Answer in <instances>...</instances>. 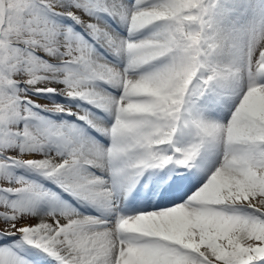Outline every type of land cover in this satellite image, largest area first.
Masks as SVG:
<instances>
[{
  "label": "rangeland",
  "instance_id": "rangeland-1",
  "mask_svg": "<svg viewBox=\"0 0 264 264\" xmlns=\"http://www.w3.org/2000/svg\"><path fill=\"white\" fill-rule=\"evenodd\" d=\"M72 1L0 0V194L5 197L3 199L0 196V264H57L59 261H55L52 258L46 260L45 256L41 255L39 248L44 238H35L30 234L36 227L39 219L38 214L42 215L44 220L47 216H52V214L54 217L56 215L60 216L61 213L58 211L67 214L69 209L77 210V204L81 202L76 201L77 195L72 193L74 191L70 188L71 184L80 183L81 181L79 180L82 175L99 176L98 170L92 169V167L85 168V166L90 164L89 161L81 163L82 161L77 159H63L61 166L63 168L62 171L64 170L62 176L64 175L65 184L62 185L61 183L63 182L58 180L57 177H47L45 175L47 171L45 169L40 171V169L54 164L58 161V158L61 159L59 154L61 150L57 146H53L52 148H46L47 151L45 152L43 147H41L42 143L40 141L30 137L29 133L21 131L22 125L24 124L25 126L27 123L26 119L34 118L49 127L54 125V127H59L62 130H76L75 132L77 133L82 130L81 136L98 141L101 133L105 132V129L109 126L108 124H111L107 121L110 117L113 118V115L109 116L113 109L109 106V103L110 101L112 102L115 96L120 95L115 88L117 87L121 90L123 85H127L128 91L130 86H134L136 82L134 80L138 79L141 73L150 72L147 76H149V81L150 79L152 81L150 84L152 92L160 93L153 98V101L155 100L154 103H158L159 106L155 107V110L159 113L155 121L159 120L165 111L169 114V118L163 128L157 129L155 138L149 144H153L157 148L160 145L164 158L167 161L171 160L168 164L172 165V167L169 168L170 170L166 169L169 177L171 173H181L177 166L183 165L180 169L187 175L188 183L193 181L192 185L195 183L196 177L193 172L196 170L193 166L186 169L187 166L184 164L187 162L189 164L188 159L191 155L189 153L193 147L191 142L196 128H192L191 125L194 122L199 123L198 121L201 123H204L205 120L210 122L214 114L219 113L217 106L220 103H218L220 97L217 98L213 93L208 96L207 102L202 104L200 101V103L198 97L202 94L201 92L208 93V90L214 88L220 80V83H224L223 87L227 86V91L230 90V94L225 92L222 95L225 103L221 104L225 107L231 102L230 98L235 96L234 92L239 88L240 84H245L246 81L251 83L254 81L259 82L260 78L264 79V0H152V5H161L162 11L150 14L146 11L145 13L138 11L140 13L135 14V20L132 19L130 30L123 25L120 26L117 20L120 14L124 12L128 14L124 0H113L114 5L119 10V17L115 16V11L107 6L110 0ZM125 1L130 4V0ZM225 1L233 6L237 1H240V13L236 17V23L234 24L236 27L234 26L233 30L229 28L230 34L227 31L224 33L223 30L226 27L221 23L222 21L226 23L230 17H226L222 13H220L221 17H218L213 15L214 12H212L217 5L222 7ZM131 2H133L135 8L143 9L142 4L148 1L131 0ZM226 14L228 15L227 12ZM137 15L139 16L137 17ZM97 20L98 22H96ZM211 23L213 27L210 26ZM88 29L91 31H88ZM211 30L215 31L212 32ZM93 31L96 32L94 33ZM151 43H158L155 48L157 50L154 49L155 52L152 55V62L155 64H151V67L150 65L149 67L147 66L148 68L141 72V65H131L132 62L131 64L130 62L128 63L130 60L125 55L128 53L132 54L135 51L139 52L137 50L139 48H148ZM81 47L83 50H81ZM82 54H84L83 56L96 55V58H93L91 62L99 69V75L87 74L88 76L84 77L85 75L79 76L70 72V70L74 71V64L80 56L82 57ZM158 60H161V62ZM55 64L58 66L57 69L54 68ZM147 69L151 70L147 72ZM84 78H87V83ZM130 78L131 80H129ZM128 80L134 83H130ZM155 82H157V86H155ZM90 91L91 93L94 92L91 94ZM127 91L124 92L125 96L128 95L126 94ZM97 92L102 93L99 94ZM106 96H108V104L105 101ZM249 96H246L240 102L239 107L235 106L233 108H237L235 109L237 110L236 114L239 120L242 118V126L238 124L234 128L235 134L233 133L229 139L231 141L230 146L236 148L233 149L236 153L235 155L241 156L246 162L239 169L241 176L236 181H234L233 176L213 183V190H209V196L203 197V199L195 195L189 198L191 201L187 198L184 199L187 207L195 208L194 211L198 209L197 214L204 210L203 213H205V216L207 214V216L202 218V221L199 220L197 222L198 225L194 226L193 231H185L181 237L179 236L180 238L177 237L179 239L175 241L177 244L174 246L171 244L173 239L170 238V234L165 236L163 231H161L162 234H159L160 239H153L151 235L142 238L146 242L151 243L150 246H153L152 243L155 245L159 244L165 252L164 255H159L161 256L159 257L161 264H264V246H262L264 245V88L253 91ZM94 97H97L96 100ZM102 97L105 99L103 100ZM144 97L145 95H143V99ZM173 99L175 100L173 101ZM127 107L120 108V111L123 112ZM162 109H164V112ZM196 109L197 111H195ZM103 122L108 123L106 127L102 126ZM182 125L184 128L181 127ZM183 131L186 132L184 133ZM252 140L256 142L254 143ZM142 145L143 143L140 142L137 147L140 148ZM242 159L239 158V160ZM40 162H43L44 165L43 163L39 164ZM80 163L83 168L79 166ZM95 168L101 169L102 166L98 164ZM54 169L52 170L53 172ZM43 176L44 178H42ZM240 178L243 180V184L239 183ZM105 182H107L106 179L101 181L98 178L96 187L92 186L93 188L95 187V193H97V197L99 195L101 200L96 207V211L99 214H93L92 221H89V225L93 226V229H90L89 233L85 232V230H78L80 232L77 236L78 238L76 234L75 236L68 235L69 239H67V235L59 237L62 244L66 243L65 254L68 255L70 252L68 255L70 258L82 255L83 258L91 259V264H108V259L111 256V253H109L110 244H113V237L124 232L121 228L122 225H120L123 220L117 222L115 217L120 215L123 217L127 212L119 209L116 201L110 197L112 190L107 187ZM216 187H221L218 189L219 192L216 191ZM104 192L105 194L108 192L106 197ZM129 195L132 196L133 194ZM196 197L200 201H197ZM133 199L135 202L139 200L136 197ZM135 202L125 203L123 207H133ZM63 204L67 206V210ZM102 204L103 208H101ZM118 224L121 227L117 226ZM160 227L162 228V226ZM60 230L63 231L64 229H57V231ZM118 230L121 231L119 232ZM151 234H155V232ZM72 240L75 241L73 242ZM148 243L147 246L149 245ZM58 264L62 263L59 262Z\"/></svg>",
  "mask_w": 264,
  "mask_h": 264
},
{
  "label": "bare ground",
  "instance_id": "bare-ground-1",
  "mask_svg": "<svg viewBox=\"0 0 264 264\" xmlns=\"http://www.w3.org/2000/svg\"><path fill=\"white\" fill-rule=\"evenodd\" d=\"M72 1V0H71ZM81 1V0H79ZM88 1V0H86ZM140 1V0H139ZM148 2H145L142 4L143 9L141 8H135V5H133V2L130 0V4L127 3V1L124 0L126 10H128V14H120L119 10H117V6L114 5V1L110 0L108 2V7H110L115 12V16L120 14V17L117 19L120 26L123 25L124 27H127L128 30L131 28L132 19H134L135 14H139L141 11L143 13L148 12L149 14L152 12H158L162 11V6L159 4L152 5V0H147ZM228 1V0H227ZM69 2V1H67ZM73 2V1H72ZM166 2V1H165ZM171 2V1H170ZM169 2V3H170ZM173 2V1H172ZM66 3V2H65ZM79 3V2H78ZM189 3V2H188ZM240 1H237L235 5L228 2H223V6L217 5L215 8L213 15L220 16V13L225 14L226 17H230L229 21L221 22L226 28L224 33L227 31L230 34V30H233L234 24L236 23L235 19L239 16L240 9L239 4ZM89 4V3H88ZM87 4V5H88ZM118 4V3H117ZM175 4V2H174ZM167 5V4H166ZM244 5V4H243ZM167 7V6H166ZM103 8V7H102ZM90 9V8H89ZM161 9V10H160ZM189 9V8H188ZM244 9V8H243ZM89 11V10H88ZM97 11V10H96ZM140 11V12H138ZM228 13V15L226 14ZM90 13V12H89ZM103 13V12H102ZM142 13V14H143ZM92 14V13H91ZM104 14V13H103ZM102 15V14H101ZM242 15V14H241ZM97 16V14H96ZM139 15H137L138 17ZM147 16V15H146ZM54 17V16H53ZM93 17V16H92ZM100 17V16H98ZM214 17V16H213ZM59 18V17H58ZM103 18V17H102ZM107 18V17H106ZM146 18V17H145ZM207 18V17H206ZM72 19V18H71ZM75 19V18H74ZM140 19V18H139ZM77 20V19H76ZM100 20V19H99ZM106 20V19H105ZM112 20V19H111ZM216 20V19H215ZM221 20V19H220ZM224 20V18H223ZM75 21V20H73ZM86 21V20H85ZM213 21V20H212ZM88 22V21H86ZM98 22V20L96 21ZM109 22V21H108ZM113 22V21H112ZM146 22V21H145ZM73 23V22H72ZM79 23V22H78ZM84 23V22H83ZM89 23V22H88ZM87 23V24H88ZM93 23V22H92ZM210 23V22H209ZM220 23V22H219ZM56 24V22H55ZM96 24V23H95ZM154 24V23H153ZM208 24V23H207ZM217 24V23H216ZM77 25V24H76ZM100 25V23H99ZM102 25V24H101ZM219 25V24H218ZM239 25V24H238ZM64 26V25H63ZM87 26V25H86ZM95 26V25H93ZM98 26V25H97ZM106 26V25H105ZM212 26V23L211 25ZM209 26V27H210ZM215 26V25H214ZM53 27V26H52ZM59 27V26H58ZM75 27V26H74ZM116 27V26H115ZM208 29L210 30V28ZM213 27V26H212ZM236 27V26H235ZM54 28V27H53ZM85 28V27H84ZM91 28V26H90ZM95 28V27H94ZM149 28V27H148ZM218 28V27H217ZM49 29V28H48ZM97 29V28H96ZM145 29V28H144ZM65 30V29H64ZM86 30V29H85ZM84 30V31H85ZM90 29H88L89 31ZM99 30V29H98ZM59 31V30H58ZM62 31V30H61ZM87 31V32H88ZM91 31V30H90ZM212 31V30H211ZM215 31V30H213ZM212 31V32H213ZM94 32V31H93ZM96 32V31H95ZM94 32V33H95ZM101 33V32H100ZM99 33V34H100ZM125 33V32H124ZM217 33V32H216ZM51 34V33H50ZM91 34V33H90ZM102 34V33H101ZM146 34V33H145ZM144 34V35H145ZM149 34V33H148ZM236 34V33H235ZM70 35V34H69ZM152 35V34H151ZM215 35V34H214ZM105 36V35H104ZM205 36V34H204ZM208 36V35H207ZM71 37V36H70ZM87 37V36H86ZM148 37V36H147ZM155 37V36H154ZM142 38V37H141ZM94 39V38H93ZM98 39V37H97ZM100 39V38H99ZM158 39V38H157ZM77 40V39H76ZM84 41V40H83ZM82 41V42H83ZM161 41V39H160ZM93 42V41H92ZM155 42V41H154ZM175 42V41H174ZM173 42V43H174ZM207 42V41H206ZM213 42V41H212ZM219 42V41H218ZM221 42V41H220ZM229 42V41H228ZM235 42V41H234ZM91 43V42H90ZM103 43V41H102ZM148 43V42H147ZM150 43V42H149ZM172 43V44H173ZM177 43V42H176ZM223 43V42H222ZM48 44V43H47ZM93 44V43H92ZM152 44V45H151ZM148 48L145 49H137L138 51L132 52V54L128 53L125 56L128 58V63L132 62L131 65L140 66L142 67L141 72H143L146 68L151 67V64H153V56L157 44L151 43ZM160 44V43H159ZM162 44V43H161ZM165 44V43H164ZM163 44V45H164ZM112 45V44H111ZM224 45V44H223ZM59 46V45H58ZM114 46V45H113ZM112 46V47H113ZM237 46V45H236ZM61 47V46H60ZM89 47V46H88ZM94 47V46H93ZM170 47V46H169ZM174 47V46H173ZM177 47V46H176ZM218 47V46H217ZM87 48V46H86ZM166 48V47H165ZM172 48V47H171ZM220 48V47H219ZM227 48V47H226ZM122 49V48H121ZM155 49V50H154ZM216 49V48H215ZM232 49V48H231ZM230 49V50H231ZM81 50L82 47H81ZM115 50V49H113ZM54 51V50H53ZM85 51V50H84ZM89 51V50H88ZM116 51V50H115ZM120 51V50H119ZM134 51V50H133ZM159 51V50H158ZM163 51V50H162ZM167 51V50H166ZM169 51V50H168ZM212 51V50H211ZM220 51V50H219ZM222 51V50H221ZM226 51V50H225ZM233 51V50H232ZM86 52V51H85ZM100 52V51H97ZM164 52V51H163ZM56 53V52H55ZM91 53V52H90ZM117 53V51H116ZM114 54V53H113ZM149 54V55H148ZM159 54V53H158ZM170 54V53H168ZM67 55V54H66ZM80 56L79 59L76 60V63L74 64L75 68L74 71L70 70V72L73 74H77L79 76L85 75H91V74H97L99 75V69H97V66L93 64L91 61L93 58H96L94 54H89L86 56ZM111 55V54H110ZM108 55V56H110ZM43 56V55H42ZM166 56V55H165ZM211 56V55H210ZM225 56V55H224ZM106 57V56H105ZM19 58V57H18ZM25 58V57H24ZM111 58V57H109ZM236 58V57H235ZM33 59V58H32ZM54 59V58H53ZM101 59V58H100ZM155 59V58H154ZM158 59V57H157ZM163 59V58H162ZM23 60V59H22ZM26 60V59H25ZM36 60V59H35ZM103 60V59H102ZM106 60V59H105ZM109 60V59H108ZM119 60V59H118ZM151 60V61H150ZM165 60V59H164ZM230 60V59H229ZM34 61V60H33ZM39 61V60H38ZM63 61V60H62ZM75 61V60H74ZM98 62V60H96ZM104 61V60H103ZM161 62V60H158ZM213 61V60H212ZM211 61V62H212ZM226 61V60H225ZM22 62V61H21ZM50 62V61H49ZM70 62V61H69ZM96 62V63H97ZM156 62V59H155ZM158 62V63H159ZM214 62V61H213ZM58 63V62H57ZM68 63V62H67ZM95 63V61H94ZM99 63V62H98ZM127 63V64H128ZM225 63V62H224ZM60 64V63H59ZM102 64V63H101ZM129 64V65H130ZM157 64V63H156ZM210 64V63H209ZM216 64V63H215ZM25 65V64H24ZM123 65V64H121ZM133 65V66H134ZM162 65V64H161ZM223 65V64H222ZM228 65V64H226ZM233 65V64H232ZM239 65V64H238ZM31 66V65H30ZM35 66V65H34ZM101 66V65H100ZM148 66V67H147ZM157 66V65H156ZM202 66V65H201ZM200 66V67H201ZM215 66V65H214ZM213 66V67H214ZM127 67V66H126ZM131 67V66H130ZM220 67V66H218ZM54 68H58V66L55 64ZM62 68V67H61ZM60 68V69H61ZM100 68V67H99ZM128 68V67H127ZM134 68V67H133ZM139 68V67H138ZM160 68V67H159ZM224 68V67H223ZM103 69V67H102ZM132 69V68H131ZM135 69V68H134ZM154 69V68H153ZM207 69V68H206ZM210 69V68H209ZM213 69V68H212ZM215 69V68H214ZM219 69V68H218ZM239 69V68H238ZM140 70V69H139ZM138 70V71H139ZM149 69H147L148 72ZM151 70V69H150ZM149 70V71H150ZM29 71V69H28ZM34 71V70H32ZM57 71V70H56ZM124 71V70H123ZM137 71V72H138ZM155 71V70H154ZM202 71V70H201ZM211 71V69H210ZM226 71V70H225ZM262 71V70H261ZM260 71V73H261ZM204 72V71H203ZM263 72V71H262ZM150 73V72H148ZM146 72L141 73V76H138V79H135L134 86H130L127 91V85H123L121 90L119 88H115V90H118L119 94L118 96H115L112 99V102L110 101L109 106L113 108L111 110V114L113 115V118L110 117V119L107 121L111 124H108L106 122H103L102 126H107V129H105V132L101 133L100 140L96 141L94 139L91 140L89 138H86L85 136H81L80 133L75 132L76 130L69 131L67 129H59V127H54V125L49 127L47 124L43 122H39L37 119L30 118L26 119L27 123L24 126L22 125L21 131H24L25 133H29V136L35 139L36 141H40L41 147L47 151L46 148L53 146H57L58 149L61 150L60 156L61 159L58 158V161L54 164H50L41 170L47 171L45 175L47 177H57L58 180H60L62 185L65 184V181L62 176V166L63 159H71V160H80L83 163L84 161H89L90 164L86 167H92V169L98 170L99 176H81L80 183H77L76 185L71 184L70 188L72 189V193H75L77 195L76 201L81 202L77 204L78 208L77 210H68L69 213L65 214V212H60V216H55L52 214V216H47L44 220L42 219V215L38 214L39 219L36 223V227L33 229V231L30 233L35 238L36 237H43L44 240H42L40 244L39 251L41 255L45 256L46 260L49 259H55V261H59L62 264H91V259L89 258H83L82 255L79 257H73L70 258L69 253L68 255L65 254V244H62L59 237L62 235H74L76 234V237L80 232L78 230H85V232L89 233L90 229H93V226L89 225V221H92L93 214L98 215V211H96V207L99 203L100 197L97 193H95L94 188L97 184V179H101V181H106L107 187L112 190L111 192V198L116 201V203L119 206V209L125 210L127 213L122 217L116 216L115 220L119 222L120 220H123L122 223L119 226L124 231L120 235L113 237L112 245L110 244V252L111 256L108 259V264H161L159 255H164V251L162 248L158 245H155L152 243L153 246H150L151 243L146 242L142 238L148 237V235H151V238L153 236V239H158L159 234L161 231H163L164 235L170 234V238L173 239V242L171 243L173 246L177 243L175 241H178V239L185 233V231H193L194 226H197V222L201 220L202 218L206 217L204 210L203 212H200L197 214V210L195 208L187 207L184 199L187 198L189 201H191L189 198H192L191 196H200L201 199L203 197L209 196V190L213 188V183H217L218 181H223L227 179L228 177L234 176V181L239 179L240 175V168L241 165H243L245 162L242 157H238L235 155L231 145V141L229 139L231 138V135L234 133V128L238 126V124H241V119L239 120L237 113V108L233 109L235 106L239 107V104L242 100L245 99V97L249 96L253 91H256L257 89L264 88V79L260 78L259 82H247L245 84H240L239 88L236 89L234 92L235 96L231 97V102L227 104L226 106H222L221 103H225L224 97L222 95L229 91L227 86L223 87L224 83H220L221 81L217 82V85L214 86V88H210L207 92H201L202 94L198 97L199 102L201 101L202 104L207 102L208 96H210L211 93L214 94L217 98L220 97L217 106L218 108V114H214L212 119L209 121H206L204 123H193L191 127L196 128L192 136V142L193 147L189 154L190 158L189 164L184 163L188 169L189 167L193 166L196 171L193 172L195 175V183L191 185L190 182L188 183V177L185 175V172L182 171L180 168L183 166L178 167L177 169L181 171V173H171L170 177L166 173V169H169L172 167V165H169L170 161H167V159L164 158V155L162 153L161 146L158 148L154 147L155 145L149 144L153 138H155V134L158 128H163L164 124L167 122V119L169 118V114L165 113L162 114L157 121L155 119L157 116H159V113L155 110V107L158 106V103H154L153 98L158 94V92L154 93L152 92V88L150 87L151 79L149 81V76H147ZM153 73V72H152ZM157 73V72H156ZM217 73V72H216ZM219 73V72H218ZM227 73V72H224ZM238 73V72H237ZM257 73V72H256ZM264 73V72H263ZM31 74V73H30ZM53 74V73H52ZM138 74V73H136ZM135 74V75H136ZM203 74V73H202ZM239 74V73H238ZM69 75V74H68ZM87 75V76H88ZM100 75H102L100 73ZM149 75V74H148ZM209 75V74H208ZM241 75V74H240ZM67 76V75H66ZM73 76V75H72ZM213 76L215 78V75L213 73ZM218 76V75H216ZM220 76V75H219ZM229 76V75H228ZM232 76V75H231ZM235 76V75H234ZM233 76V77H234ZM242 76V75H241ZM244 76V74H243ZM51 77V76H49ZM78 77V76H77ZM152 77V76H151ZM53 78V77H52ZM51 78V79H52ZM66 78V77H65ZM108 78V77H106ZM133 78V77H132ZM237 78V77H236ZM246 78V77H245ZM85 82L87 81V78ZM125 79V78H124ZM158 79V78H157ZM234 79V78H233ZM259 79V77H258ZM80 80V79H79ZM121 80V79H120ZM131 80V78L129 79ZM128 80V81H129ZM216 80V79H215ZM218 80V79H217ZM223 80V79H222ZM37 81V80H36ZM40 81V80H39ZM83 81V80H82ZM158 81V80H157ZM165 81V80H164ZM75 82V81H74ZM127 82V81H126ZM130 83L133 81H129ZM224 82V81H223ZM230 82V81H229ZM82 83V82H81ZM87 83V82H86ZM89 83V82H88ZM104 83V82H103ZM124 83V82H123ZM134 83V82H133ZM210 83V81H209ZM232 83V82H231ZM64 84V83H63ZM72 84V83H71ZM70 84V85H71ZM125 84V83H124ZM157 82H155V86ZM164 84V83H163ZM131 85V84H130ZM154 85V84H153ZM162 85V84H161ZM177 85V84H176ZM213 85V84H212ZM239 85V84H237ZM40 86V85H39ZM60 86V85H59ZM58 86V87H59ZM121 86V85H120ZM129 86V85H128ZM205 86V84H204ZM208 86V85H207ZM210 86V85H209ZM229 86V85H228ZM231 86V85H230ZM71 87V86H70ZM86 87V86H85ZM108 87V86H107ZM179 87V85H178ZM191 87V86H190ZM189 87V88H190ZM213 87V86H212ZM65 88V87H64ZM76 88V87H75ZM87 88V87H86ZM94 88V87H93ZM159 88V87H158ZM162 88V86H161ZM59 89V88H58ZM72 89V88H71ZM89 89V88H88ZM95 89V88H94ZM185 89V88H184ZM230 89V88H229ZM91 90V89H90ZM158 90V89H157ZM164 90V89H163ZM177 90V89H176ZM234 90V89H233ZM57 91V90H56ZM73 91V90H72ZM82 91V90H80ZM86 91V89H85ZM89 91V90H88ZM92 91V90H91ZM90 91V93H91ZM95 91V90H94ZM93 91V92H94ZM128 95H124L126 92ZM168 91V90H167ZM166 91V92H167ZM43 92V91H42ZM76 92V91H74ZM73 92V93H74ZM78 92V91H77ZM76 92V93H77ZM83 92V91H82ZM92 92V93H93ZM96 92V91H95ZM160 92V89H159ZM84 93V92H83ZM89 94V92H87ZM91 93V94H92ZM99 93V92H97ZM102 93V92H100ZM99 93V94H100ZM116 93V92H115ZM132 93V94H130ZM163 93V92H162ZM168 93H170L168 91ZM192 93V92H191ZM233 93V92H232ZM87 94V95H88ZM164 94V93H163ZM167 94V93H165ZM198 94V93H197ZM230 94V93H229ZM256 94V93H255ZM79 95V94H78ZM83 95V94H82ZM90 95V94H89ZM124 95V96H123ZM143 95H145L144 101ZM212 95V94H211ZM226 95V94H225ZM228 95V94H227ZM97 96V95H96ZM163 96V95H162ZM167 96V95H166ZM169 96V95H168ZM183 96V95H182ZM187 96V95H185ZM184 96V97H185ZM213 96V97H214ZM231 96V95H230ZM165 97V96H163ZM192 97V96H191ZM250 97V96H249ZM83 98V97H82ZM87 98V96H86ZM85 98V99H86ZM93 98V95H92ZM95 100L97 97H94ZM103 98V97H102ZM108 96H106L107 100ZM187 98V97H186ZM185 98V99H186ZM89 99V98H88ZM105 98H103L104 100ZM110 99V98H109ZM166 99V98H165ZM172 99V98H171ZM182 99V98H181ZM184 99V100H185ZM193 99V97H192ZM229 99V98H228ZM102 100V101H103ZM160 100V99H159ZM170 100V99H169ZM175 99H173L174 101ZM187 100V99H186ZM197 100V99H196ZM212 100V99H211ZM87 101V100H86ZM90 101V100H89ZM163 101V100H162ZM216 101V100H214ZM104 102V101H103ZM170 102V101H169ZM195 102V101H194ZM200 102V103H201ZM101 103V102H100ZM106 103V102H105ZM112 103V104H111ZM174 103V102H173ZM214 103V102H213ZM111 104V105H110ZM160 104V103H159ZM165 104V102H164ZM246 104V103H245ZM104 105V104H102ZM114 105V106H113ZM167 105V104H166ZM165 105V106H166ZM170 105V104H169ZM172 105V104H171ZM197 105V104H196ZM199 105V103H198ZM207 105V103H206ZM225 105V104H224ZM55 106V105H54ZM105 106V105H104ZM125 106H128L127 109H125L123 112L120 111V108H124ZM201 106V105H200ZM159 107V106H158ZM173 107V106H172ZM195 107V106H194ZM197 107V106H196ZM205 107V106H204ZM215 107V105H214ZM224 107V108H223ZM244 107V106H243ZM110 108V107H109ZM171 108V107H170ZM175 108V107H174ZM57 109V108H55ZM173 109V108H172ZM191 109V108H190ZM198 109V108H197ZM197 109L195 111H197ZM203 109V108H202ZM209 109V106H208ZM164 112V109H162ZM161 110V111H162ZM205 110V109H204ZM239 110V109H238ZM120 111V112H119ZM200 111V110H199ZM113 112V113H112ZM171 112V111H170ZM208 112V111H207ZM215 112V111H214ZM106 113V111H104ZM199 113V112H198ZM174 114V113H173ZM202 114V113H201ZM98 115V114H97ZM105 115V114H104ZM108 115V114H106ZM152 115V116H151ZM175 115V114H174ZM52 116V115H51ZM172 116V114H171ZM187 116V115H186ZM201 116V115H200ZM240 116V115H239ZM175 117V116H174ZM193 117V116H192ZM191 117V118H192ZM181 118V117H180ZM179 118V119H180ZM186 118V117H185ZM200 118V117H199ZM105 119V118H104ZM175 119V118H174ZM201 119V118H200ZM209 119V118H208ZM62 120V119H61ZM101 120V119H100ZM191 120V119H190ZM197 120V119H196ZM204 120V119H203ZM46 121V120H45ZM50 121V120H49ZM96 121V120H95ZM19 122V121H18ZM47 123V122H46ZM98 123V121H97ZM190 123V122H189ZM244 123V121H243ZM49 124V123H48ZM96 124V122H95ZM106 124V125H105ZM52 125V124H51ZM59 125V124H57ZM61 125V124H60ZM64 125V124H63ZM170 125V124H169ZM189 125V124H188ZM244 125V124H243ZM56 126V125H55ZM66 126V125H65ZM64 126V128H65ZM69 126V125H68ZM242 126V124H241ZM67 127V126H66ZM98 127V126H97ZM183 127V125L181 126ZM68 128V127H67ZM184 128V127H183ZM182 128V129H183ZM188 129V128H187ZM241 129V128H240ZM89 130V129H88ZM91 130V129H90ZM237 130V129H236ZM87 131V130H86ZM161 131V130H159ZM172 131V130H171ZM241 131V130H240ZM93 132V131H92ZM166 132V131H165ZM184 132V131H183ZM186 132V131H185ZM184 132V133H185ZM237 132V131H236ZM162 133V132H161ZM190 133V132H189ZM23 134V133H22ZM84 134V133H83ZM235 134V133H234ZM239 134V133H238ZM95 135V134H94ZM163 135V134H162ZM169 135V134H168ZM187 135V134H186ZM22 136V135H21ZM158 136V135H157ZM156 136V137H157ZM26 137V136H24ZM250 137V136H249ZM167 138V137H166ZM255 138V137H254ZM29 139V138H28ZM188 139V138H186ZM157 140V139H156ZM189 140V139H188ZM232 140V139H231ZM247 140V139H246ZM255 140V139H254ZM185 141V140H184ZM187 141V140H186ZM253 141V140H252ZM142 142V147H137V145ZM254 143L256 141H253ZM259 142V141H258ZM196 144V145H195ZM235 145V144H234ZM250 145V143H249ZM254 146V144H253ZM252 146V148H253ZM259 146V145H258ZM246 147V146H245ZM191 148V147H190ZM189 148V149H190ZM165 149V148H164ZM167 149V148H166ZM170 149V148H169ZM168 149V150H169ZM244 149V146H243ZM250 149V148H249ZM57 150V149H56ZM257 150V149H256ZM189 152V151H188ZM264 152V151H263ZM171 153V152H170ZM177 153V152H176ZM251 153V152H250ZM259 153V152H258ZM168 154V153H167ZM254 154V153H252ZM172 155V154H171ZM177 155V154H176ZM249 155V154H248ZM173 156V155H172ZM181 156V154H180ZM179 157V156H178ZM172 158V157H171ZM181 158V157H180ZM188 158V156H187ZM242 159V160H239ZM29 159V158H27ZM56 159V158H55ZM84 159V160H83ZM92 160V161H90ZM183 160V159H182ZM186 160V159H184ZM247 161V160H246ZM256 161V160H255ZM33 162V161H32ZM84 162V163H85ZM180 162V161H179ZM43 162H40L39 164H42ZM66 163V162H65ZM64 163V166H65ZM79 164L80 167H82V164ZM100 164L102 166L101 169H96L95 166ZM37 164V165H39ZM35 165V164H34ZM44 165V163H43ZM31 166V165H30ZM36 166V165H35ZM41 166V165H39ZM38 166V167H39ZM196 166V167H195ZM244 166V165H243ZM42 167V166H41ZM27 168V167H26ZM55 168V169H54ZM66 168V167H65ZM75 168V167H74ZM73 168V169H74ZM83 168V167H82ZM245 168V167H244ZM54 169V172L52 171ZM71 169V168H70ZM77 169V168H76ZM170 170V169H169ZM76 172L75 170H73ZM85 171V170H84ZM164 171V172H163ZM172 171V170H171ZM190 171V170H189ZM37 172V171H36ZM68 172V171H66ZM78 172V171H77ZM81 172V171H79ZM69 174V173H66ZM79 174V173H78ZM81 174V173H80ZM181 174H183L181 176ZM192 174V173H191ZM246 174V173H245ZM76 175V174H74ZM193 175V176H194ZM73 176V175H72ZM190 177V176H189ZM44 178V176L42 177ZM75 178V177H74ZM244 178V177H243ZM79 179V178H78ZM47 180V179H46ZM75 180V179H74ZM77 180V179H76ZM191 180V179H190ZM69 181V180H68ZM233 181V182H234ZM51 182V181H50ZM49 182V183H50ZM53 182V180H52ZM186 182V183H184ZM56 183V181H55ZM58 183V182H57ZM68 183V182H66ZM101 183V182H100ZM136 183L138 184V190H136L131 197L128 198V192L130 189H132L133 185ZM239 183L243 184V180H241ZM45 184V183H44ZM99 184V182H98ZM229 184V183H228ZM235 184V183H234ZM55 185V184H53ZM60 185V183H59ZM57 185V186H59ZM95 186L94 188L92 186ZM100 185V184H99ZM175 189H173V186ZM46 186V184H45ZM105 186V185H104ZM60 187V186H59ZM62 187V186H61ZM99 187V186H98ZM106 187V188H107ZM237 187V186H236ZM56 188V187H55ZM215 188V187H214ZM219 188L216 187V191L219 192ZM64 189V188H63ZM66 189V187H65ZM62 190V189H61ZM97 190V189H96ZM213 190V189H212ZM190 191V192H189ZM215 193V192H214ZM213 193V194H214ZM56 194V193H55ZM105 194V192H104ZM108 194V192H106ZM106 194L104 195L106 197ZM109 196V195H108ZM107 196V197H108ZM161 196V197H159ZM212 196V195H211ZM58 197V196H57ZM76 197V196H75ZM134 197H139L141 200H138L139 203H135L133 207H123L125 203L129 204V200H132L134 203ZM196 197V199H197ZM104 198V197H103ZM199 198V197H198ZM194 199V198H193ZM213 199V198H212ZM109 200V199H108ZM187 200V201H188ZM200 201V199H197V201ZM207 200V199H206ZM211 200V199H210ZM217 200V199H216ZM60 201V200H59ZM107 201V200H106ZM131 201V202H132ZM188 201V202H189ZM196 201V200H195ZM196 201V203H198ZM63 202V201H62ZM61 202V203H62ZM113 202V201H111ZM110 202V203H111ZM193 202V200H192ZM57 203V202H55ZM108 203V202H107ZM109 203V204H110ZM191 203V202H190ZM201 203V202H200ZM210 203H212L210 201ZM132 204V203H131ZM64 205V204H63ZM201 205V204H200ZM204 205V204H203ZM131 206V205H130ZM195 206V205H194ZM193 206V207H194ZM205 206V205H204ZM211 206V205H210ZM65 209L67 210V206H65ZM71 207V206H70ZM199 207V206H198ZM223 207V206H222ZM100 208V207H99ZM103 208V204L102 207ZM118 208V207H117ZM55 209V208H54ZM74 209V208H73ZM76 209V208H75ZM98 209V208H97ZM103 210V209H102ZM228 210V209H227ZM41 211V210H40ZM55 211V210H54ZM100 211V210H99ZM101 212V211H100ZM104 212V210H103ZM110 212V211H107ZM119 212V211H118ZM222 212V211H220ZM211 213V212H209ZM106 214V213H105ZM111 214V213H110ZM119 214V213H118ZM221 214V213H220ZM69 217H67V216ZM41 216V217H40ZM100 216V215H99ZM224 216V215H223ZM103 217V216H102ZM105 217V215H104ZM109 217V216H108ZM161 219V220H159ZM95 220V218H94ZM93 220V222H94ZM206 220V219H205ZM225 220V219H224ZM43 221V222H42ZM202 221V220H201ZM159 222V223H158ZM45 223V224H43ZM25 224V223H24ZM83 224V225H81ZM197 224V225H196ZM200 224V223H199ZM105 225V224H104ZM113 225V224H112ZM162 226V228L160 227ZM25 227V226H24ZM105 227V226H104ZM52 228V229H51ZM64 229L63 231H57V229ZM99 228V227H98ZM102 228V227H101ZM125 228V229H124ZM120 229V228H119ZM245 230V229H244ZM106 231V230H104ZM119 231V230H118ZM121 231V230H120ZM119 231V232H120ZM117 232V231H116ZM152 232H155V234H151ZM241 232V230H240ZM246 232V230H245ZM82 233V232H81ZM112 233V232H111ZM106 234V233H105ZM162 234V233H161ZM188 234V233H187ZM186 234V235H187ZM203 234V233H202ZM206 234V233H205ZM82 235V234H81ZM92 235V234H91ZM90 235V236H91ZM96 235V234H95ZM191 235V234H190ZM32 236V237H33ZM69 236L67 239H69ZM83 236V235H82ZM180 236V237H179ZM189 236V235H188ZM193 236V235H192ZM195 236V235H194ZM197 236V235H196ZM206 236V235H205ZM87 237H89L87 235ZM92 237V236H91ZM103 237V236H102ZM179 237V238H177ZM28 238V237H27ZM78 238V237H77ZM80 238V236H79ZM164 238V236H163ZM185 238V237H184ZM187 238V237H186ZM234 238V237H233ZM239 238V237H238ZM142 239V240H141ZM160 239V238H159ZM66 240V239H65ZM76 240V239H75ZM74 240V241H75ZM81 240V239H80ZM89 240V238H88ZM91 240V239H90ZM169 240V239H168ZM187 240V239H186ZM227 240V239H226ZM230 240V239H229ZM236 240V239H234ZM73 241V240H72ZM73 241V242H74ZM85 241V240H84ZM150 241V240H149ZM163 241V240H162ZM233 241V240H232ZM72 242V243H73ZM79 242V241H78ZM169 242H171L169 240ZM189 242V240H188ZM235 242V241H234ZM84 243V242H83ZM88 243V242H86ZM147 243L149 244L147 246ZM230 243V242H229ZM69 244V243H67ZM89 244V243H88ZM87 244V245H88ZM157 244V243H156ZM186 244V243H185ZM188 244V243H187ZM196 244V243H195ZM84 245V244H83ZM82 245V246H83ZM190 245V244H189ZM227 245V244H226ZM81 246V245H80ZM89 246V245H88ZM162 246V245H161ZM182 246V244H181ZM225 246V244H224ZM231 246V245H230ZM195 247V246H194ZM81 248V247H80ZM181 248V247H180ZM190 248V247H189ZM228 248V247H227ZM70 249V248H69ZM74 249V248H73ZM87 249V248H86ZM108 249V248H107ZM177 249V248H176ZM79 250V247H78ZM83 250V249H82ZM192 250V249H191ZM190 250V251H191ZM179 251V250H178ZM209 251V250H208ZM85 252V251H83ZM168 252V251H167ZM73 253V252H71ZM81 253V252H79ZM208 253V252H207ZM74 254V253H73ZM84 254V253H83ZM88 254V253H87ZM108 254V253H107ZM78 255V254H77ZM93 255V254H92ZM108 256V255H107ZM172 256V255H171ZM85 257V256H84ZM206 257V256H204ZM210 257V256H209ZM97 258V257H96ZM194 258V257H193ZM95 259V257H94ZM165 259V258H164ZM175 259V258H174ZM97 260V259H96ZM207 260V259H206ZM99 261V260H98ZM196 261V260H195ZM58 262V263H59ZM97 262V261H96ZM163 262V261H162ZM175 262V261H174ZM57 263V264H58ZM93 263V262H92ZM197 263V262H196ZM199 263V262H198ZM209 263V262H207ZM42 264V263H41ZM98 264V263H97ZM103 264V263H102ZM106 264V263H104Z\"/></svg>",
  "mask_w": 264,
  "mask_h": 264
},
{
  "label": "trees",
  "instance_id": "trees-1",
  "mask_svg": "<svg viewBox=\"0 0 264 264\" xmlns=\"http://www.w3.org/2000/svg\"><path fill=\"white\" fill-rule=\"evenodd\" d=\"M2 192H3V190H2ZM0 193H1V192H0ZM0 196H1V194H0ZM1 197H3V195H2ZM3 199H5V197H3ZM6 200H7V199H6ZM262 246H264V245H262ZM262 246H261V247H262ZM248 250H249V249H248ZM248 250H247V251H248Z\"/></svg>",
  "mask_w": 264,
  "mask_h": 264
}]
</instances>
